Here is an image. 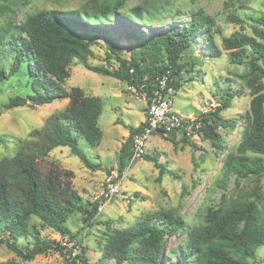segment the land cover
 <instances>
[{"label":"trees","instance_id":"trees-1","mask_svg":"<svg viewBox=\"0 0 264 264\" xmlns=\"http://www.w3.org/2000/svg\"><path fill=\"white\" fill-rule=\"evenodd\" d=\"M6 1L0 0V14H4ZM93 1L96 5L90 13L86 10H42L20 23L14 16L8 19V28L13 30L8 46L14 59L8 73L0 67V89L25 62L31 76V94L8 99L0 114L27 105L42 106L62 99L69 101L64 110L47 118L41 130L31 133L34 142L18 141L15 155L0 160V245L24 262L49 252L67 250L59 241L42 237L38 227L50 229L61 237H71L65 223L71 214L82 210L81 198L71 183L62 182L57 173L42 175L37 169L38 160L54 148L67 147L84 168L100 169V165L92 162L78 147V138L82 137L92 148L99 145L102 133L97 120L102 111L101 101L87 96L80 88L67 91L64 87L69 78V64L73 60L84 62L92 56L91 39L106 45L107 58H114L118 67L110 71L84 64L85 69L125 82L137 90L150 91L156 77L166 71L172 79L169 86L176 90L180 72L186 64L181 63L182 55L194 50L198 39H202L210 58L221 55L213 39V33H219L214 19L203 10H197L186 24H173L162 33L149 37L123 34L122 38L138 48V53L133 52L128 60L122 59L121 39L112 38L102 26L108 18L117 16L128 0ZM148 19L154 17L147 15L141 7L130 9L126 16L127 21L138 24ZM250 29L251 34L235 32L222 38V49L229 61L248 69L239 76L251 96L248 122L237 154L227 156L223 163L224 173L239 179L249 176L264 178V14ZM239 93L230 86L225 87L221 90L219 104L213 110L199 113L202 139L210 140L214 147L221 143L217 129L232 127V122L223 119L221 113L231 106ZM143 127L144 123H141L128 129V137L119 152L120 174L132 159V137ZM175 135L176 132L172 131L168 137L173 141ZM181 140L197 150L183 134ZM4 142L0 137V143ZM247 153L255 156L248 157ZM141 158L153 162L158 169V181L164 174L178 178L176 173L157 163L156 157L143 155ZM64 173L72 176L68 171ZM252 196L253 200L240 197L231 204L207 209L203 225L198 228L190 229L171 211L154 214L131 228L107 234L97 262H88L83 248H80L76 260L81 264H162L165 258H177L178 255V261L194 264H251L248 260L254 259L256 250L264 246V212L258 208L256 193L253 192ZM96 209L97 202L94 201L90 211H83L87 215L85 222L94 217ZM175 232L185 236V240L181 246L172 249L166 239ZM21 239H28L24 248L18 245Z\"/></svg>","mask_w":264,"mask_h":264},{"label":"rangeland","instance_id":"rangeland-1","mask_svg":"<svg viewBox=\"0 0 264 264\" xmlns=\"http://www.w3.org/2000/svg\"><path fill=\"white\" fill-rule=\"evenodd\" d=\"M95 5L96 1L93 0H7L4 14H0V67L8 73L14 59V53L8 46L13 33L7 25L9 17L14 16L15 21L20 23L42 10H86L90 13ZM134 7H141L154 19L145 20L142 24L127 21L126 16ZM197 10H203L214 19L219 33H213V39L221 55L210 58L202 39L195 41L198 46L194 50L182 55L181 63L186 64L178 78L179 87L176 90L173 88L172 110L180 117L206 113L219 104L221 90L230 86L240 93L221 115L232 122V127L217 129L221 136L219 146L214 147L210 140L202 138L197 143L192 141L197 150L182 142L179 133L172 138L173 141L168 135H151L146 142L145 155L156 157L157 163L176 173L178 178L164 174L158 181V169L153 162L143 158L128 161L120 174V148L128 137L129 127L143 123L146 105L140 93L130 91V85L125 82L85 69L84 64L110 71L118 67L114 58H107L108 50L102 41L86 36L92 41L93 54L84 62L73 60L69 64V78L64 87L67 91L73 87L80 88L87 96L97 97L101 101L102 111L97 120L102 133L99 145L92 148L82 137L78 138V147L92 162L99 164L100 169L91 171L84 168L67 147L54 148L46 157L38 160L37 169L42 175L57 173L62 182L71 183L72 189L81 198L82 207L81 211L71 214L65 223L71 237H61L39 225L42 237L59 241L65 248V243H73L84 249L83 255L88 262L95 263L101 256L107 234L131 228L154 214L171 211L190 229L198 228L203 225L207 209L231 204L240 197L253 200V192L257 195L259 210L264 212V178L249 176L239 179L223 171L226 157L237 154L244 136L251 96L245 82L239 78L248 69L244 65L232 64L222 49V38L235 32L251 34L250 26L264 14V0H128L121 12L116 13L117 16L105 21L102 29L112 38L121 39L120 57L128 60L133 52L138 53V48L123 39V34L149 37L162 33L173 24H186ZM71 17L74 18L73 15ZM30 79L27 64L22 62L18 71L1 85L0 110L8 99L31 94ZM68 102V99H62L42 106L27 105L0 114V137L5 140L3 144L0 143V160L15 155L18 141L34 142L31 133L41 130L47 118L64 110ZM246 156L255 155L247 153ZM64 171L72 173V176L68 177ZM108 175L115 177L120 193L101 212L96 209L94 217L85 222L87 215L83 211L91 210ZM184 240L185 236L175 232L167 237L166 242L168 247L175 249ZM27 241L21 239L18 245L24 248ZM67 257L64 249L62 253L49 252L24 262L0 245V264H66ZM175 257L165 258L162 264H194L178 261V255ZM248 261L251 264H264V246H260L254 259ZM77 264L81 263L77 260Z\"/></svg>","mask_w":264,"mask_h":264},{"label":"built area","instance_id":"built-area-1","mask_svg":"<svg viewBox=\"0 0 264 264\" xmlns=\"http://www.w3.org/2000/svg\"><path fill=\"white\" fill-rule=\"evenodd\" d=\"M132 72V70H130ZM172 82L169 71L156 77L155 84L150 91L137 90L133 86H128L130 91H137L147 107L144 118V127L132 137L130 151L132 159H139L146 154L147 139L154 134L166 136L170 132L183 134L187 139L197 143L202 138V121L199 115L180 117L173 110L172 93L173 88L169 86ZM142 89V87H141ZM120 193L119 183L115 177L108 175L105 177L101 192L95 197L97 210L101 212L105 205ZM67 251L70 250L66 264H77L76 256L80 254V247L75 244H64Z\"/></svg>","mask_w":264,"mask_h":264}]
</instances>
